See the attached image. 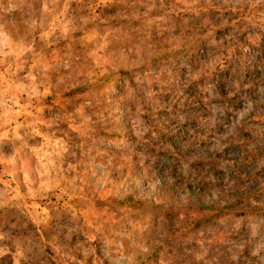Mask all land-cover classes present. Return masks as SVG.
I'll list each match as a JSON object with an SVG mask.
<instances>
[{
    "label": "rangeland",
    "instance_id": "rangeland-1",
    "mask_svg": "<svg viewBox=\"0 0 264 264\" xmlns=\"http://www.w3.org/2000/svg\"><path fill=\"white\" fill-rule=\"evenodd\" d=\"M15 2L0 264H264V0Z\"/></svg>",
    "mask_w": 264,
    "mask_h": 264
},
{
    "label": "trees",
    "instance_id": "trees-1",
    "mask_svg": "<svg viewBox=\"0 0 264 264\" xmlns=\"http://www.w3.org/2000/svg\"><path fill=\"white\" fill-rule=\"evenodd\" d=\"M26 1L27 0H16V2L14 3L15 7H12V10L11 9L9 10V14H5L2 12V14L4 16L3 21H4L5 28L9 29L11 27L10 25H14L15 30L19 29V27L24 28V26L26 25V20L28 18L27 14L25 13L27 10V7H28V2H26ZM0 13H1V11H0ZM3 16H2V18H3ZM9 18H11V20H9ZM129 200L133 202V205L136 208L141 210V201H133L132 197H130ZM12 213H15V212L12 211ZM140 216L143 220H145V221L147 220L144 212H141ZM11 218L14 219V217H11ZM15 221L18 225L20 223H22V224L26 223L25 217H23L21 215L17 216L14 220H12V222H15ZM50 225L56 226L57 224L54 221H51Z\"/></svg>",
    "mask_w": 264,
    "mask_h": 264
},
{
    "label": "crops",
    "instance_id": "crops-1",
    "mask_svg": "<svg viewBox=\"0 0 264 264\" xmlns=\"http://www.w3.org/2000/svg\"><path fill=\"white\" fill-rule=\"evenodd\" d=\"M12 10V9H11ZM9 20H11V18H9Z\"/></svg>",
    "mask_w": 264,
    "mask_h": 264
}]
</instances>
